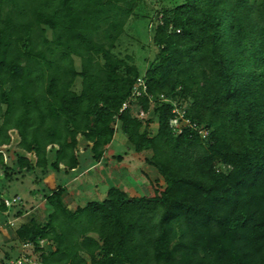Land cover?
Returning a JSON list of instances; mask_svg holds the SVG:
<instances>
[{
  "label": "trees",
  "instance_id": "obj_1",
  "mask_svg": "<svg viewBox=\"0 0 264 264\" xmlns=\"http://www.w3.org/2000/svg\"><path fill=\"white\" fill-rule=\"evenodd\" d=\"M167 1L0 0V214H28L14 240L40 264H264V0ZM128 29L154 48L143 73L119 50ZM138 77L146 94L120 110ZM150 99L153 134L134 114ZM116 129L149 152L161 191L112 185L71 208L67 187L45 182L43 220L5 195L23 171L39 183L78 168L81 150L99 163ZM14 143L32 162L10 160Z\"/></svg>",
  "mask_w": 264,
  "mask_h": 264
},
{
  "label": "rangeland",
  "instance_id": "obj_2",
  "mask_svg": "<svg viewBox=\"0 0 264 264\" xmlns=\"http://www.w3.org/2000/svg\"><path fill=\"white\" fill-rule=\"evenodd\" d=\"M149 8L159 9L161 7H169L170 3L167 0H144ZM141 32V31H140ZM49 36L50 33L47 31ZM131 29H128V35L124 36L121 41L119 50L121 54L126 52L133 54L135 64L143 73L147 67V61L154 55V48L150 46V51L139 48L138 44H149V36L146 32H141L139 39L134 37ZM147 56V57H146ZM145 58V59H144ZM75 66L79 68V60L75 58ZM80 87V78H77L75 89ZM151 107L148 113H143L140 119L146 122L150 134L157 130V116L153 111V101H150ZM134 114L135 113L134 111ZM179 119V117H178ZM14 152L16 155H14ZM10 160L16 164L17 157L26 156L29 162H32V155L22 149L18 143H14L9 149ZM116 155H120L118 159ZM149 156L148 151L135 152L126 140L124 133L120 129H116L110 145L104 152L103 158L99 163L90 166L89 150L80 151V166L68 172H55L53 175L41 174V182H60L64 185L70 179L68 195L65 193V202L74 208L77 204L84 203L87 200H102L105 197L108 187L114 185L126 192L127 196L138 195H152L155 190L161 191L164 186V180L158 174L156 169L145 162V158ZM31 157V158H30ZM16 159V160H15ZM52 159V154H48V162ZM9 160V161H10ZM14 169L17 167L14 165ZM48 171L52 169L47 168ZM36 171H23L22 177L18 180L11 181L8 189L5 191L6 196L18 195L20 198L28 199L35 208L31 211L35 213L39 220H43L45 215L51 210L50 207L45 206L43 200V184L36 183L40 172ZM17 175V174H15ZM20 175V174H18ZM45 175V176H44ZM60 178H58L59 176ZM76 177V178H75ZM65 180V181H64ZM4 182L0 178V185ZM48 192V189L45 191ZM67 197V198H66ZM71 202V203H70ZM28 214H24L21 218L16 219L12 224L8 223L7 217L0 214V259L5 252L10 248H16L12 254L13 257L19 254L20 249L14 240V231L20 222L27 219ZM19 249V250H17ZM11 250V249H10Z\"/></svg>",
  "mask_w": 264,
  "mask_h": 264
},
{
  "label": "built area",
  "instance_id": "obj_3",
  "mask_svg": "<svg viewBox=\"0 0 264 264\" xmlns=\"http://www.w3.org/2000/svg\"><path fill=\"white\" fill-rule=\"evenodd\" d=\"M144 94H146V85L144 83L143 78L138 77L132 87L130 98L122 104V107L120 110L124 109L127 105H129L130 102H132V100L135 97L142 96ZM149 101H153V100L150 99ZM146 112L148 113V111H144L141 107H137L135 110V113L137 114H135V116L140 118V116H142L143 113H146ZM178 117H179V120L183 118L182 112H179V115L176 117L177 120H178ZM183 120L185 122H188V120L185 118H183ZM181 130H182L181 126L177 127L178 132H181ZM201 131L206 132V130H201ZM16 199L17 197H13L11 199L4 198L3 202L6 206H10ZM9 223L12 224V221H10ZM31 251H32V245L30 243H24L22 245V249L20 250V253L17 256L4 259L3 261H0V264H40L38 259L35 257V255Z\"/></svg>",
  "mask_w": 264,
  "mask_h": 264
},
{
  "label": "crops",
  "instance_id": "obj_4",
  "mask_svg": "<svg viewBox=\"0 0 264 264\" xmlns=\"http://www.w3.org/2000/svg\"><path fill=\"white\" fill-rule=\"evenodd\" d=\"M11 148V147H10ZM9 148V149H10ZM9 149H8V151H6L5 149H3V151L5 152L6 151V155L9 153ZM21 178V176H18V178L16 179V180H18V179H20ZM76 178V177H75ZM72 179H70L68 182H66L64 185L67 187V191L65 192V193H67V195H68V192H69V183H70V181H71ZM40 183H42L43 185L45 184V182L43 181V182H41L40 181ZM13 196V195H12ZM65 194H64V198H65ZM5 197V196H4ZM7 197H9V196H7ZM11 197V196H10ZM67 198V197H66ZM26 200H28L27 198H26ZM44 200V199H43ZM65 201V200H64ZM66 203H67V201H66ZM71 203V202H70ZM68 205V204H67ZM69 206V205H68ZM70 207V206H69ZM24 214H27V213H24ZM24 214H22V215H24ZM21 215V216H22ZM21 216L20 217H18V218H15V219H12L11 221L13 222L14 220H16V219H19V218H21ZM21 223V222H20Z\"/></svg>",
  "mask_w": 264,
  "mask_h": 264
}]
</instances>
